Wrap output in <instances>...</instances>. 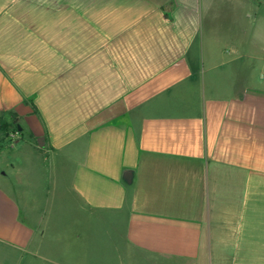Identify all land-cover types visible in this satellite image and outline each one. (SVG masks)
<instances>
[{"label": "crops", "instance_id": "obj_1", "mask_svg": "<svg viewBox=\"0 0 264 264\" xmlns=\"http://www.w3.org/2000/svg\"><path fill=\"white\" fill-rule=\"evenodd\" d=\"M247 11L264 0H215L193 29L177 0H0L19 133L0 137V264H264Z\"/></svg>", "mask_w": 264, "mask_h": 264}, {"label": "clouds", "instance_id": "obj_2", "mask_svg": "<svg viewBox=\"0 0 264 264\" xmlns=\"http://www.w3.org/2000/svg\"><path fill=\"white\" fill-rule=\"evenodd\" d=\"M214 6L215 0H177V15L182 22L199 29ZM245 20L253 29L252 37L258 50L264 52V19L258 18L253 11H247Z\"/></svg>", "mask_w": 264, "mask_h": 264}, {"label": "trees", "instance_id": "obj_3", "mask_svg": "<svg viewBox=\"0 0 264 264\" xmlns=\"http://www.w3.org/2000/svg\"><path fill=\"white\" fill-rule=\"evenodd\" d=\"M16 118L14 115L10 116V120L7 121L4 118L0 119V134H4L2 136L7 137L8 133L12 130L16 129Z\"/></svg>", "mask_w": 264, "mask_h": 264}, {"label": "built area", "instance_id": "obj_4", "mask_svg": "<svg viewBox=\"0 0 264 264\" xmlns=\"http://www.w3.org/2000/svg\"><path fill=\"white\" fill-rule=\"evenodd\" d=\"M19 138V133L17 130H12L8 133L7 139L9 143H13L15 140Z\"/></svg>", "mask_w": 264, "mask_h": 264}, {"label": "rangeland", "instance_id": "obj_5", "mask_svg": "<svg viewBox=\"0 0 264 264\" xmlns=\"http://www.w3.org/2000/svg\"><path fill=\"white\" fill-rule=\"evenodd\" d=\"M259 2H260V1H259ZM261 11H262V8H259V9H258V15H260V14L262 15V12H261ZM259 18H260V17H259ZM7 135H8V134H7ZM0 137L2 138L3 136H1V134H0ZM136 258H137V257H136Z\"/></svg>", "mask_w": 264, "mask_h": 264}]
</instances>
